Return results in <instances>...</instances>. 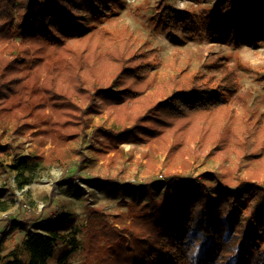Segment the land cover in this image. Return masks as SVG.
<instances>
[{
    "label": "trees",
    "instance_id": "trees-1",
    "mask_svg": "<svg viewBox=\"0 0 264 264\" xmlns=\"http://www.w3.org/2000/svg\"><path fill=\"white\" fill-rule=\"evenodd\" d=\"M84 1L0 0V46L9 51L7 56L0 53V123L6 114L21 111L16 116V135L36 129L40 133L36 136L63 147L86 135L83 130L93 116L113 111L122 128L96 127L90 137L95 152L109 153L125 143L144 144L167 130L212 137L211 144L222 151L235 147L226 138L229 134L237 138L241 156L252 151L264 169V119L243 120L227 102L225 91L238 86L227 65L213 66L209 74L186 81L175 79V91L159 101L148 94L156 85L152 71L158 66L150 56L153 50L147 49L150 44L142 45L125 26L115 31L106 23L85 26L81 21ZM211 1L204 12H197L193 5L181 6V0H163L155 16L165 26L180 29L185 37L234 33L242 39L264 32V0ZM116 13L113 9L110 15ZM18 34L20 44L14 41ZM256 135L261 138L254 142ZM6 152L0 145V156ZM77 162L82 169L86 161L80 157ZM216 175L207 174L204 181L216 182ZM237 182L231 186L218 181L212 191L199 179L184 181L175 176L166 188L169 192L174 187L175 194L165 205L153 191L142 192L132 201L129 227H119L109 214L88 204L90 225L80 251L76 212L61 209L43 220L39 219L42 215L21 220L18 214L14 227L32 224L47 234L29 233L3 256L6 238L5 231H0V264H72L77 252L84 257L83 264H157L171 253L184 258L190 239L209 241L230 252L237 238L227 240L228 226L222 219L234 211H249L264 234L260 217L264 215V187L249 178L240 177ZM103 183L109 195L124 194L112 182ZM2 205L0 213L7 210ZM97 216L101 218L96 220Z\"/></svg>",
    "mask_w": 264,
    "mask_h": 264
},
{
    "label": "rangeland",
    "instance_id": "rangeland-1",
    "mask_svg": "<svg viewBox=\"0 0 264 264\" xmlns=\"http://www.w3.org/2000/svg\"><path fill=\"white\" fill-rule=\"evenodd\" d=\"M208 3L213 2L181 0V6L193 5L197 12H204ZM158 6H163V0H86L81 9V21L85 26L106 23L111 31L125 26L142 45L146 41L150 44L147 49L153 50L150 56L158 66L152 71L156 85L148 94L159 101L175 91V79L186 81L198 74H209L213 66L225 64L238 80L236 89L225 91L227 102L237 109L243 120L256 123L264 119V32L242 39L234 33L185 37L180 29L157 20ZM113 9L117 13L110 15ZM20 40L21 34H18L14 41L20 44ZM3 51L6 56L9 54L6 46H0V53ZM19 114L22 112L6 114L0 123V145L7 149L0 156V204L7 208L0 213V231H5L6 238L3 256L15 244L22 243L27 234L38 231L32 224L24 229L14 227L18 214L21 220H36L41 215L39 219L43 220L61 209L76 212L80 251L87 225H90L86 218L88 204L109 214L119 227H129L132 201L140 198L142 192L153 191L165 205L167 198L175 194L174 187L169 192L166 189L175 176L184 181L199 179L212 191L218 187V181L235 186L240 177L256 180L258 186L264 187V169L258 166L259 161L252 157L250 150L241 156L237 138L229 134L226 138L230 144L234 142L235 147L222 151L211 144L212 137L173 134L167 130L144 144L125 143L117 150L100 153L90 148L91 134L98 126L120 130L122 123L117 121L116 112L106 110L102 116H93L83 130L86 135L63 147L55 145L56 141L50 138L36 136L40 134L36 129L16 135L14 128ZM78 129L81 132L82 127ZM260 138L261 135H256L253 141ZM80 157L86 161L82 169H78ZM210 173L217 174L216 182L204 181ZM104 181L112 182L113 188L123 190L124 194L109 195ZM260 217L264 219L263 214ZM100 218L97 216L96 220ZM222 221L228 226L227 240L231 236L237 238V243H232V251L221 250L209 241L190 239L185 243L184 258L171 253L160 257L157 264H264V234L255 225L251 213L240 209ZM38 232L47 234L43 229ZM131 232L130 229L128 233ZM61 246L59 244V248ZM83 262L81 253H75L72 264Z\"/></svg>",
    "mask_w": 264,
    "mask_h": 264
},
{
    "label": "built area",
    "instance_id": "built-area-1",
    "mask_svg": "<svg viewBox=\"0 0 264 264\" xmlns=\"http://www.w3.org/2000/svg\"><path fill=\"white\" fill-rule=\"evenodd\" d=\"M161 177L163 176V175H160Z\"/></svg>",
    "mask_w": 264,
    "mask_h": 264
}]
</instances>
